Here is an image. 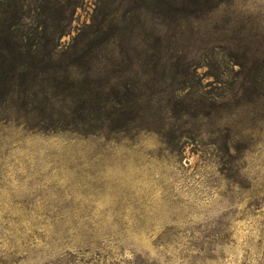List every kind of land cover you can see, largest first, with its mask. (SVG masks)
I'll return each mask as SVG.
<instances>
[{
    "label": "rangeland",
    "instance_id": "374dc122",
    "mask_svg": "<svg viewBox=\"0 0 264 264\" xmlns=\"http://www.w3.org/2000/svg\"><path fill=\"white\" fill-rule=\"evenodd\" d=\"M44 1L104 38L0 100V264H264V0Z\"/></svg>",
    "mask_w": 264,
    "mask_h": 264
},
{
    "label": "trees",
    "instance_id": "16d2710c",
    "mask_svg": "<svg viewBox=\"0 0 264 264\" xmlns=\"http://www.w3.org/2000/svg\"><path fill=\"white\" fill-rule=\"evenodd\" d=\"M44 4V0H0V100L7 99L4 97L20 86L33 84L36 76L58 79V74L68 73L74 65L93 62L95 44L104 37L93 38L85 46L69 52H56L58 39L64 32L49 30V27L54 28L56 20H49L44 14ZM55 54L58 56L54 57ZM242 65L246 80L241 89L249 93L257 80L248 78L250 69L246 62ZM34 74L36 76L31 78Z\"/></svg>",
    "mask_w": 264,
    "mask_h": 264
}]
</instances>
